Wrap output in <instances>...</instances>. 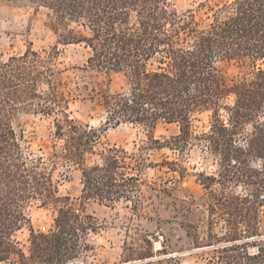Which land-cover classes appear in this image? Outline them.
<instances>
[{
	"label": "trees",
	"instance_id": "trees-1",
	"mask_svg": "<svg viewBox=\"0 0 264 264\" xmlns=\"http://www.w3.org/2000/svg\"><path fill=\"white\" fill-rule=\"evenodd\" d=\"M4 1L47 8L60 43L85 42L91 66L126 76L127 87L103 95L107 127L134 123L154 129L162 121L178 122L181 133L169 146L209 145L221 170L201 179L209 218L207 244L198 247L211 249L208 264H264V0H226L207 20H198L193 10L180 13L169 0ZM74 23L89 34L73 29ZM227 59L249 61L252 70L225 85L218 62ZM54 73L33 48L0 62V264H71L84 257L91 250L89 233L101 228L87 203L113 206L135 200L143 170L151 164L142 152L117 147L98 152L102 131L66 112V95L53 81ZM43 83L48 90L40 89ZM22 110L61 114L55 136L63 143L50 158L26 155L24 136L13 125ZM206 111L212 112V127L195 134L192 117ZM247 125L253 130L245 134ZM150 140L164 144L154 136ZM90 154L99 159L88 164ZM56 159L80 166L83 189L77 200L58 194ZM253 160L261 161V167L253 166ZM36 200L54 207L55 223L47 232L32 230L26 252L15 235L26 205ZM220 219L224 225L218 231ZM191 229L188 234L200 244L198 231ZM128 250L137 259L149 257Z\"/></svg>",
	"mask_w": 264,
	"mask_h": 264
},
{
	"label": "rangeland",
	"instance_id": "rangeland-1",
	"mask_svg": "<svg viewBox=\"0 0 264 264\" xmlns=\"http://www.w3.org/2000/svg\"><path fill=\"white\" fill-rule=\"evenodd\" d=\"M180 13L193 10L198 20L208 19L226 0H169ZM49 10L27 1L0 0V62L33 48L48 61L54 70L53 81L67 99L66 112L72 119L89 128L102 131L98 152L104 148H123L129 153H143L148 164L142 174L140 192L135 200H122L113 206L96 200L87 203L89 213L101 222L97 232H90L87 242L90 249L84 257L71 264H208L207 244L209 213L203 199V175H213L221 170L219 157L211 152L204 141L193 142L184 150L169 146L168 141L181 133L178 122H160L154 129L140 124L122 123L106 126L103 95L127 87L123 73L98 69L88 62L91 49L85 42L63 44L51 26ZM88 35L89 29L81 24L71 26ZM50 56V57H49ZM220 76L225 85H232L249 74L252 65L241 59L218 62ZM42 90H48L43 83ZM57 111H20L13 118V125L20 134L23 148L29 157L48 159L60 150L62 141L55 136ZM224 118L227 114L223 112ZM212 112L196 113L192 117V131L201 134L212 127ZM246 126L245 134L252 132ZM164 144H152L150 137ZM240 143L245 144L244 136ZM98 155H88V164L98 160ZM165 161H176L174 167ZM260 168L261 161L253 160ZM58 194L77 200L82 195L83 181L80 166L56 159L53 167ZM238 192L243 186L236 187ZM53 206L42 201L30 202L25 207V220L15 235L21 248L28 252L32 230L49 231L55 223ZM224 221L218 220L220 231ZM191 226L199 233L197 244L188 234ZM264 235V214L261 223ZM144 253L146 258L133 257L130 250ZM130 256L131 261L125 262Z\"/></svg>",
	"mask_w": 264,
	"mask_h": 264
}]
</instances>
